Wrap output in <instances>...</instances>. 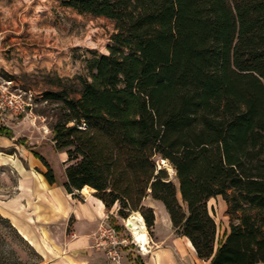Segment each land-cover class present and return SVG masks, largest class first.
<instances>
[{
    "label": "trees",
    "instance_id": "trees-1",
    "mask_svg": "<svg viewBox=\"0 0 264 264\" xmlns=\"http://www.w3.org/2000/svg\"><path fill=\"white\" fill-rule=\"evenodd\" d=\"M61 4L111 20L113 32L76 95L72 79L42 91L53 147L66 155L58 183L36 153L45 180L74 197L88 187L106 212H139L147 227L150 196L206 264H264V0ZM216 196L222 233L207 205Z\"/></svg>",
    "mask_w": 264,
    "mask_h": 264
},
{
    "label": "rangeland",
    "instance_id": "rangeland-1",
    "mask_svg": "<svg viewBox=\"0 0 264 264\" xmlns=\"http://www.w3.org/2000/svg\"><path fill=\"white\" fill-rule=\"evenodd\" d=\"M61 1L0 0V87L6 85L10 90L20 92L26 101L32 103L35 114V124L29 119L9 116L8 125L4 126L8 127L10 136L0 135L5 138L0 142V203L14 196L20 175L26 173L32 174L43 190L47 189L42 175L45 167L36 153L52 166L58 183L63 182L66 155L53 147L50 129L54 120L53 105L42 100V91L56 90L64 84L70 88L67 80L72 79L75 84L72 94L76 95L79 89L76 77L86 75V60L94 55L106 54L107 46L111 43V20L80 14L63 6ZM44 127L49 129L48 133L44 132ZM159 163L172 177L170 165L162 160ZM78 194L89 196L91 190ZM144 204L153 209L160 225L155 228L154 225L147 227L145 224L150 244L147 254L138 251L139 247L133 242L125 218L116 214L117 206L104 216L110 217L108 220L119 229L120 237L127 239L123 247L124 264H146L154 252L155 237L170 232L175 234L160 202L147 196ZM207 205L222 233L227 226L224 201L216 196L209 199ZM5 215L0 207V264H15L17 260H22V264H49L47 258L42 257L19 235ZM62 225V221L53 224L54 236L58 235ZM176 243L183 252L179 240ZM157 262L160 264L159 257Z\"/></svg>",
    "mask_w": 264,
    "mask_h": 264
},
{
    "label": "crops",
    "instance_id": "crops-1",
    "mask_svg": "<svg viewBox=\"0 0 264 264\" xmlns=\"http://www.w3.org/2000/svg\"><path fill=\"white\" fill-rule=\"evenodd\" d=\"M4 140L0 136V142ZM20 176L14 196L2 201L0 207L20 235L42 257L47 258L49 264H110L103 252L93 246L97 224L107 213L98 198L92 194L74 197L62 185L49 184L47 181V189L43 190L32 174ZM165 214L169 220L166 211ZM57 221H62L63 225L58 235L54 236L52 226ZM154 226H160L157 215ZM155 245L146 264H158V257L160 264H206L197 258L185 237L172 232L156 236Z\"/></svg>",
    "mask_w": 264,
    "mask_h": 264
},
{
    "label": "built area",
    "instance_id": "built-area-1",
    "mask_svg": "<svg viewBox=\"0 0 264 264\" xmlns=\"http://www.w3.org/2000/svg\"><path fill=\"white\" fill-rule=\"evenodd\" d=\"M9 116L29 119L32 124H35L32 103L26 101L20 92L10 90L6 85H2L0 87V124L8 125ZM44 132L48 133L49 129L44 127ZM126 240L120 237L119 231L111 225L108 218L103 217L93 235V246L104 252L110 264H124L123 247L127 242ZM133 242L139 247L140 253L147 254L150 252L149 243L146 244L148 250L144 251L137 241L133 239Z\"/></svg>",
    "mask_w": 264,
    "mask_h": 264
},
{
    "label": "bare ground",
    "instance_id": "bare-ground-1",
    "mask_svg": "<svg viewBox=\"0 0 264 264\" xmlns=\"http://www.w3.org/2000/svg\"><path fill=\"white\" fill-rule=\"evenodd\" d=\"M162 162L167 163L165 160H162ZM88 189V187H83L81 192L87 191ZM125 223L131 231L134 241H137L142 246L144 251L148 250L146 244L149 243V237L144 219L136 212H133L125 219Z\"/></svg>",
    "mask_w": 264,
    "mask_h": 264
}]
</instances>
